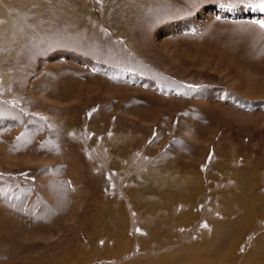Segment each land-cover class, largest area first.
Listing matches in <instances>:
<instances>
[{"label":"rangeland","instance_id":"374dc122","mask_svg":"<svg viewBox=\"0 0 264 264\" xmlns=\"http://www.w3.org/2000/svg\"><path fill=\"white\" fill-rule=\"evenodd\" d=\"M209 19L259 27L264 12L0 0V200L15 207L0 202V264H264V97L223 101ZM222 102L249 117L209 107Z\"/></svg>","mask_w":264,"mask_h":264},{"label":"bare ground","instance_id":"6f19581e","mask_svg":"<svg viewBox=\"0 0 264 264\" xmlns=\"http://www.w3.org/2000/svg\"><path fill=\"white\" fill-rule=\"evenodd\" d=\"M248 11L250 12V9L249 10L244 9L243 15L249 13ZM203 14L201 16L205 18ZM209 20H208L209 21L208 28L205 30V32L199 39L201 41V47H203L202 50L205 51L204 54L207 55V58L211 59V56H215L214 59L216 63L219 65H224L226 67V68L222 67V69H220L219 67L220 71H222V75L224 74L223 72H225L226 75L225 80H227L228 83V85H226L228 86L227 91L226 90L219 91V94L222 96L223 101L224 100L232 101L233 105H237V106L246 105V103L243 100H246L245 97L250 96L248 94L249 92H258V94L260 95H253L254 98L262 99L264 97V89H263L264 86L259 85L258 83L257 84L249 83V81L251 82V79L248 73H252L258 76L259 81L264 80V43H263L264 29H261L260 27H257L256 25L251 23H244V24L240 23L242 27L239 26L236 27L233 24V22H228V24L223 25L221 23H225V22L218 21V19L216 20L209 19ZM172 56L174 58H177V54L175 52ZM192 58L195 59V57ZM84 60L87 61L86 59ZM213 69H218V68H213ZM232 91L235 93L241 92V94L244 96V99L239 100L241 99V97L238 98L237 95H230L229 92ZM197 92H198L197 90H194L193 92V100H194L193 102H195L196 104L199 101L203 100L201 97H199ZM174 93L175 92L172 91V94ZM204 94H209V92L205 91ZM55 102L57 103L58 101ZM209 107L211 109L217 108L219 111H223L225 113L229 111L231 112V114L236 115L237 117L240 116L242 118L249 117V116H245L247 114L250 115V113L239 111L237 108L226 105L224 102ZM260 125H264V121L261 122ZM29 129L33 130L36 128H29ZM58 142L60 141H57V143ZM47 143L54 146L55 152L60 153L62 156L66 157V159L69 158L73 160L75 166H77V168L79 167L78 162L76 161V156L68 153L65 146L56 144L55 138H50L49 140H47ZM54 161L55 160H51L50 164L53 163ZM26 162H29V164L34 163L33 160L31 159L27 160ZM42 162H43L42 164L44 165L45 161L43 160ZM50 173H51L50 169L49 170L44 169L38 173L39 180L45 181L44 184L48 186L50 185L48 183L47 178L49 177V175H51ZM23 190L25 191L24 194H27L28 196L35 194V193L32 194L33 190L29 188ZM20 199L18 196L15 197V200L22 204L23 203L22 198ZM0 202L2 203V206L6 204L8 208H12V209L15 208L12 205H10V203H8L7 195H5V199H1ZM36 205L37 204L34 203L35 207ZM48 210L49 209L46 208V206L41 208V211H48ZM6 213H9L8 209Z\"/></svg>","mask_w":264,"mask_h":264},{"label":"snow or ice","instance_id":"6c2138e0","mask_svg":"<svg viewBox=\"0 0 264 264\" xmlns=\"http://www.w3.org/2000/svg\"><path fill=\"white\" fill-rule=\"evenodd\" d=\"M96 2L98 4H102L103 0H96ZM194 2H195V0H194ZM236 2L238 4H246L247 7H249V8L264 12V0H256V2H252V0H236ZM253 23L258 24L261 29H264V20H262V21H254ZM187 87L192 88L193 86L192 85H188ZM182 94H184V93H182ZM15 106L16 105L13 104V107H15ZM33 115H37V114H33ZM89 115H91V113H89ZM39 119L41 121H44L45 123H47V118L46 117L39 116ZM48 127L51 129V125H48ZM71 135H74V134H71ZM203 227H207V225H204Z\"/></svg>","mask_w":264,"mask_h":264}]
</instances>
